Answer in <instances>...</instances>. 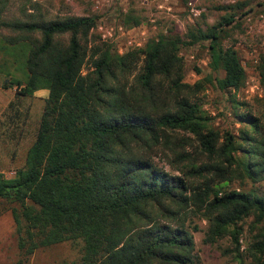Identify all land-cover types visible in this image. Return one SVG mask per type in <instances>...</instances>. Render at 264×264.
Masks as SVG:
<instances>
[{"label":"trees","instance_id":"1","mask_svg":"<svg viewBox=\"0 0 264 264\" xmlns=\"http://www.w3.org/2000/svg\"><path fill=\"white\" fill-rule=\"evenodd\" d=\"M2 10L0 4V27L24 34L11 38L26 45L19 94L48 90L23 169L10 178L0 173V201L20 205L10 210L21 255L80 239L77 264H202L184 220L193 209L207 221L204 241L230 236L239 257V223L250 216L254 227L264 221V195L226 187L236 178L264 179L259 118L233 100L236 117L247 123L239 134L206 124L192 98L210 79L184 81L178 50L186 42L178 36L119 54L90 41L93 16L7 22ZM233 21L231 14L188 37L209 41L210 65L224 72L219 87L238 90L245 69L234 43L221 42V27ZM123 23L139 18L126 15ZM35 32L39 40L31 37ZM258 69L264 83V64ZM178 148L180 174L155 163L160 150ZM250 253L264 264V227Z\"/></svg>","mask_w":264,"mask_h":264},{"label":"rangeland","instance_id":"2","mask_svg":"<svg viewBox=\"0 0 264 264\" xmlns=\"http://www.w3.org/2000/svg\"><path fill=\"white\" fill-rule=\"evenodd\" d=\"M0 4L3 6L1 19L7 22L93 16L95 24L90 31L92 42L103 41L98 29L99 23L114 28L122 23L129 33L120 34L114 42L104 41L111 46L113 52H117L120 44L130 35L141 42V47L160 36H178L187 43L190 40L189 31L197 28L206 30L232 14L234 21L221 27V42L224 46L234 43L247 76L243 87L238 90L219 87L218 80L223 77L224 72L222 69H212L207 39L180 45L178 55L185 63L184 81L192 84L206 77L210 79L204 81V88L192 98L205 112L209 127L220 132L239 134L247 123L235 115L233 100H237L242 103L238 110L248 109L259 118L260 132L264 139V83H261L258 69L261 63L264 64V0H1ZM191 7L199 13L193 14ZM126 15L138 17L139 23L124 24ZM133 27L135 28L131 29ZM23 35L21 31L10 27H0V173L9 178L24 167L27 151L36 138L46 99L19 94L16 81L23 82L25 78L23 50L26 45L16 43L17 40L11 38L21 39ZM31 37L39 40L41 33L35 32ZM63 37L67 39L68 35ZM86 69L87 65L83 71ZM186 148L189 149L188 146ZM262 148L264 151V145ZM180 150L181 148L165 149L164 152L160 150L154 156V161L170 173L180 174L175 157ZM226 188L252 190L264 195V179L253 182L247 177L236 178ZM224 190L225 188L221 192ZM11 207L20 208V205L0 201V264L79 262L83 249L80 239L38 247L29 257H23L18 247ZM192 210L186 211L184 220L193 232L195 248L202 264H255L250 245L253 236L264 227V221L254 227L253 217L250 216L239 223L241 234L237 257L235 244L230 236L214 243L204 241L207 221ZM193 226L197 230H193Z\"/></svg>","mask_w":264,"mask_h":264},{"label":"built area","instance_id":"3","mask_svg":"<svg viewBox=\"0 0 264 264\" xmlns=\"http://www.w3.org/2000/svg\"><path fill=\"white\" fill-rule=\"evenodd\" d=\"M191 4V2H190ZM191 12L193 14H198V10H196L194 7H191ZM135 27L131 28L134 29ZM98 29L101 32V40L103 41H109V42H114L117 41L116 39L119 38V35L122 34H127L129 31L124 27V25L118 24L117 28L114 27H105L103 23L98 24ZM130 30V29H129ZM141 47V42H139L135 37L132 35L128 36V38L125 40L123 44H120L119 49L117 52L119 54H123L127 52L128 50L134 49Z\"/></svg>","mask_w":264,"mask_h":264},{"label":"crops","instance_id":"4","mask_svg":"<svg viewBox=\"0 0 264 264\" xmlns=\"http://www.w3.org/2000/svg\"><path fill=\"white\" fill-rule=\"evenodd\" d=\"M32 95L33 96H41L42 98H45L48 96V90L47 89H38V90L34 91Z\"/></svg>","mask_w":264,"mask_h":264}]
</instances>
